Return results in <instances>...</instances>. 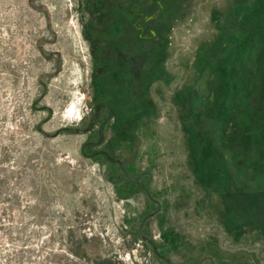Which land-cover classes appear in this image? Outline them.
Instances as JSON below:
<instances>
[{
  "label": "rangeland",
  "instance_id": "374dc122",
  "mask_svg": "<svg viewBox=\"0 0 264 264\" xmlns=\"http://www.w3.org/2000/svg\"><path fill=\"white\" fill-rule=\"evenodd\" d=\"M146 1L161 7L160 42L133 89L118 73L98 79L93 52L132 40L121 3L0 0V264H264V58L243 28L228 34L233 13L260 0ZM215 19L226 47L196 75L185 116L178 93ZM225 93L233 103L220 109ZM99 97L132 127L144 120L141 134L115 136ZM185 146L211 153L210 190Z\"/></svg>",
  "mask_w": 264,
  "mask_h": 264
},
{
  "label": "flooded vegetation",
  "instance_id": "af4514ba",
  "mask_svg": "<svg viewBox=\"0 0 264 264\" xmlns=\"http://www.w3.org/2000/svg\"><path fill=\"white\" fill-rule=\"evenodd\" d=\"M115 3L119 5L121 3L123 5L125 11L122 13V19H125L127 23L130 22L129 24L134 35L132 36V40H128L125 37V34H121V36L125 40L127 39V48H124V50H121L118 47L114 48L113 45L110 46L103 41H100L95 45L93 52L95 53L96 58L99 60V63L102 64L101 67H98L101 73V75L98 76V79L102 77L104 82L106 81V79L107 81H113V75H115V73H118L119 77L123 78L122 83L126 84L129 88L135 89L140 83L141 76L144 75L147 68L151 66V64H148V56L152 53H155V46H157V44L160 42V35L157 33L156 26L154 25L157 16V10H151L150 2L146 0H138L137 3H135V5L133 4L131 7L129 4L125 3L124 0H115ZM148 7L149 10L146 13ZM125 28H122L123 33L124 30H127ZM105 56L110 57L108 59H105V61L108 63L107 65L103 61V57ZM96 93L98 94V91L94 92V94ZM102 95L106 96L104 94ZM108 102V97H99V102L97 103L103 104L107 109L108 117L105 116V119L109 125L112 124V126H115V129L113 130L115 136L122 137L123 139L125 138V136H127L128 139H136L138 134H141L142 126L144 127V120L140 121V123L138 124L136 123V125L134 124V127H132V120L135 118H133L132 116V118L126 120L125 118L121 117L123 118L121 120L119 117H117V115L114 116V107L109 104L110 102ZM149 111L152 112V109L149 108L147 112ZM117 130H121L123 131V133ZM109 149L106 150L108 154H116V152L114 151L110 152ZM115 157L116 156L113 157L115 159L113 160V166L115 168L121 169L122 166L126 167L125 164L127 163V160H120ZM122 173L126 176L127 179L133 181V183L136 184H138L141 179L144 178L147 179V183H150L151 180L150 174L144 169L142 170V172H138V176L134 178L131 177V175L125 168L124 172L122 171ZM152 200H156V198H153Z\"/></svg>",
  "mask_w": 264,
  "mask_h": 264
},
{
  "label": "trees",
  "instance_id": "16d2710c",
  "mask_svg": "<svg viewBox=\"0 0 264 264\" xmlns=\"http://www.w3.org/2000/svg\"><path fill=\"white\" fill-rule=\"evenodd\" d=\"M157 5V4H156ZM158 11H157V16L159 14V10H161V7L158 6ZM248 10L249 12L245 14H239L237 15L236 13H233L234 16L231 17L230 23H229V35H233L236 32H240L242 28L244 29L245 32V38L249 39L252 42H256L258 45V49H256V54L261 56V53L264 58V0L259 1V5L256 7H251ZM216 11H213V16L216 17ZM156 16V18H157ZM215 38L214 41L211 42V48L209 45L202 43L201 48L198 49V51L195 53L194 57L196 59V65L193 68V75L191 76V79L189 81V84L184 87L182 91H179L178 96H186V97H181L184 100H181L180 107L183 109L185 112V116L190 115L191 116V109L188 107V96L190 92V86L192 83H194V79L197 74H200L203 72L208 66L211 65L212 58H214V55H216V52L220 53L224 50L226 47L225 41L221 42L219 39V31L220 30V24L219 22L215 19ZM248 39V40H249ZM228 41V40H226ZM231 41V37L229 39ZM247 43H250V41H245L244 47L246 46ZM243 47V46H242ZM261 66L262 71H260L261 76L264 80V63ZM192 97V94L190 95ZM180 98V99H181ZM178 101V97H177ZM175 101V102H177ZM208 101V99H207ZM226 102L233 103V97L226 96V93L224 94V98L218 100V104L221 106L220 109L222 108V105L225 106ZM242 104H245L247 102V99H241ZM262 102V101H260ZM210 103V102H209ZM225 104V105H224ZM247 104V103H246ZM253 104V103H251ZM223 109V108H222ZM248 111L245 107L242 110L237 111V115L234 117H238L239 115H242V113H247ZM249 112V111H248ZM185 117L183 118V121ZM225 122H226V116L225 115H220L219 118L217 119V123H219V127L225 128ZM183 137H187L189 134V129L184 127L182 130ZM205 138V136H204ZM204 142V140H203ZM220 145V144H219ZM187 152L191 155L190 159L192 161V172H193V177L195 181L199 182L201 184V187L203 189H206L207 191L210 190V187L212 185H209L210 182L204 181L205 179L203 178L202 174L203 171H208V164L211 162L210 157L211 153L209 150H204V151H197L195 148H190L188 146H185ZM220 148V146H219ZM222 159H226V155L222 156ZM259 163V162H258ZM225 180V179H224ZM242 192V191H239ZM238 193V191H237ZM214 262H211L213 264Z\"/></svg>",
  "mask_w": 264,
  "mask_h": 264
}]
</instances>
